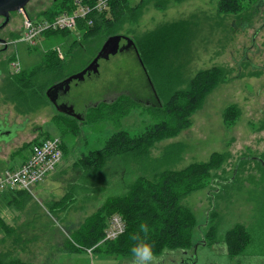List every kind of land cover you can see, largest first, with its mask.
I'll return each mask as SVG.
<instances>
[{
	"label": "rangeland",
	"instance_id": "obj_1",
	"mask_svg": "<svg viewBox=\"0 0 264 264\" xmlns=\"http://www.w3.org/2000/svg\"><path fill=\"white\" fill-rule=\"evenodd\" d=\"M54 1L32 0L27 6V13L31 19H42L41 12L49 9ZM128 1L134 8L141 0ZM257 1L253 0L248 8L247 3L242 13L225 15L219 12L221 0H158L159 6H156V1L147 4L137 23L128 22L121 30L123 35L134 40L154 32L160 34L168 26L182 24L179 27L182 35H171L172 42L170 45L167 43L161 51L164 65L149 69L156 90H159V83L161 89L165 86L167 93L184 89L198 72L214 67L224 68L228 73L225 83L207 96L203 107L190 117L189 126L180 134L158 144L150 159L141 156L115 159L107 174L115 187L122 183L125 169L129 172L127 177L130 180L140 176L151 178L155 170L181 171L192 164L209 162L214 154H225L222 168L212 173L214 184L191 194L184 201L194 213L199 226L195 241L214 240L215 244L210 246L214 253L211 264H264V220L258 218L264 208V28L261 29L264 3L256 12L253 4ZM27 13H13L9 26L0 33L13 42L10 50L0 57L2 72L5 68L10 70V62L13 61L19 64L22 71L30 72L41 65L46 50L54 52L60 48L62 63L65 66L69 64L67 73L75 75L83 69L84 61H89V64L93 60L106 41L100 47H88L83 61L69 63L79 49L78 41L84 43L79 31L73 29L46 35L32 47L21 40ZM0 48H3L1 44ZM245 56L251 63L245 61ZM162 69L171 73L172 78L168 83L165 77L168 72H162ZM145 73L134 51L114 56L108 62L102 61L99 74L86 75L82 82L75 81L71 91L64 96L83 120L66 123L68 120L63 117L62 124H57L58 120L61 123V119L56 117L50 105L35 113L20 115L13 104L5 102L1 91L4 75L1 73L0 130L7 134H0V141L7 143H0V172L5 167L20 165L30 153L27 149L21 151V148L32 139L34 141L35 137L39 141L47 137L60 138L66 148L60 170L58 167V171L49 175L42 187L34 189L29 195L35 201H41V207L45 210L44 202L60 201L67 194L69 199L66 202L77 209L68 215L66 222L76 227L82 225L115 192L101 190L96 195L95 191L100 190L89 187L86 193L77 195L76 202H71L73 192L84 188L71 187L69 180L79 179L75 184L86 180L88 172L87 176L83 174L78 177L83 172L78 162L90 152L104 148L115 134L128 132L131 136H139L155 123L150 109L157 104ZM122 95L133 100L135 105L113 111L109 104ZM161 98L164 101L165 95ZM231 107H235L239 114L235 124L227 127L224 114ZM39 127L43 128V133L38 136ZM170 145L172 148L168 150ZM170 152L173 158H166L169 156L166 153ZM6 193L9 192L3 194ZM121 194L118 192L115 195ZM6 199L9 200L8 195ZM7 201L1 200L0 193V215H8ZM214 225L216 235L213 237L210 236V228ZM238 225L250 229L253 238L261 239V242L254 245L255 249L251 247L244 256L229 261L225 236ZM64 233L65 238H72L73 232L70 230ZM47 249L43 253L45 256L28 255L23 261L55 264L62 259L55 242L49 243ZM200 251L204 254L206 249ZM80 260H84V264H129L121 260H102L85 253L71 255L59 264H77Z\"/></svg>",
	"mask_w": 264,
	"mask_h": 264
},
{
	"label": "trees",
	"instance_id": "obj_2",
	"mask_svg": "<svg viewBox=\"0 0 264 264\" xmlns=\"http://www.w3.org/2000/svg\"><path fill=\"white\" fill-rule=\"evenodd\" d=\"M81 1L84 4L93 2V0ZM154 1H156V6H159L158 0H141L136 7L131 8L128 0H112L107 12L94 17V25L88 26L85 22H80L78 31L84 43L78 41L79 49L69 59V63L79 62V60L83 61L88 47H100L104 40L112 36L123 35L121 32L122 26L128 22L136 24L142 16L144 7ZM252 1L221 0L218 6L219 12L225 15L239 14L245 10L246 4L248 3V8ZM76 8V0H55L53 5L41 12V14L43 18L51 19L61 13H71ZM27 15L31 18L29 13ZM181 25L179 23L166 27L163 30L164 35L163 32H160V34L154 32V34L143 38H136L134 39L135 41L132 39L145 67L147 83L149 85V77L152 84H154L156 92L154 98L157 105L152 106L153 108L150 110H152V118L155 123L146 128L145 132L139 136H131L128 132L115 134L108 140L104 148L90 152L89 155H85L78 162V166L82 165L83 167V172L78 177L83 174L87 176L86 173L88 172V178L78 184H75V182L79 179L69 180L71 181V187L84 188L82 190L76 189V192H73L69 200L71 202H76L77 195L86 193L89 187L100 190L95 191L96 195L101 193V190L115 192L114 195L109 197L103 206L92 216L88 217L77 229H74L75 226L70 225L65 222V219L61 218V215H66L77 209L73 207V204L68 205L66 201L69 196L67 194L60 201H54L48 205L49 214L54 217L56 224L58 223L62 228L64 227L63 230L65 232H68V230L71 233L73 232L71 239L65 238L64 235V247L67 254L80 255L82 253L87 254V251H90L93 255L105 259L121 260L134 264V260L129 253V248L134 243L130 236L139 233L153 248L151 264H172L170 263L171 261L169 262L170 258L179 259L178 257H180L182 252L192 250L196 244L195 232H197L199 226H197V219L194 213L184 204V201L191 194L214 184L212 173L222 168L226 160L225 154H214L209 162L192 164L181 171L155 170L151 178L140 176L130 180L127 177L129 172L125 169L121 179L122 183L115 187L112 186L110 178H107V174L112 169V162L115 159L129 156L135 158L141 156L150 159L152 151L158 144L177 136L184 128L189 126L190 117L203 107L207 96L226 81L227 71L221 67H214L198 72L194 78L189 80L184 89L170 90L167 93L165 86H162L161 89V83H159V90H156L157 87L149 69L164 65L161 51L167 43L170 45L172 42L171 35L175 36L177 33L182 35L179 28ZM56 33L58 32H49L44 37ZM123 36L127 37L128 35ZM13 62L10 63L12 64ZM88 62L84 61L83 69L87 67ZM67 64L68 62L66 61ZM67 66L69 67V64ZM67 66L62 63V59L57 52L46 50L41 65L30 72L21 71L16 74L12 70H6L5 68V71L3 70L2 72L4 77L3 86L1 87L5 102L13 104L20 115L32 114L39 109L47 107L50 103L46 98L45 92L53 82L63 80L70 75L67 73ZM161 71L168 72V75L165 76L168 83L172 78L170 71L167 69H162ZM150 89L154 92L151 87ZM163 95H165L164 101L161 98ZM132 101L122 95L109 106L113 111L128 109L135 105ZM238 114L239 111L235 107L227 109L224 114L225 125L227 127L233 126ZM60 116L58 119H61V123H58L60 121L58 120L57 124L63 123L64 115ZM64 118L68 120L66 123L79 122L66 116ZM46 140H50V138L47 137L41 141L35 139L31 143L25 144L21 151L27 149L31 152L34 145ZM171 148L172 145L168 146L167 149L170 150ZM65 149L62 142L63 154ZM166 155H169L166 158H173L171 152L166 153ZM108 167L109 170H106ZM118 192H122V194L115 195ZM114 215H118L124 220L126 231L115 241L103 242L109 219ZM260 217L264 220V208L263 213L258 218ZM33 222L34 220L28 221L24 226L12 230L6 226L7 224L4 221L3 223L0 221V228L2 225V231L4 232L0 236V264H32L23 261L22 256L19 257L18 252L13 251L12 246L14 244L11 246L9 241L12 240L9 238H15L14 241L17 242V247L24 249L29 245L28 241L25 240L26 228ZM141 223L148 226L149 231L146 236L139 231ZM259 228L261 231V227ZM210 230V236L214 237L216 235V226H212ZM251 232L244 225H238L226 234L225 245L231 259L244 256L251 247L257 246L261 242V239L255 240ZM213 241V239H209L208 245L215 244ZM256 246H254V249Z\"/></svg>",
	"mask_w": 264,
	"mask_h": 264
},
{
	"label": "built area",
	"instance_id": "obj_3",
	"mask_svg": "<svg viewBox=\"0 0 264 264\" xmlns=\"http://www.w3.org/2000/svg\"><path fill=\"white\" fill-rule=\"evenodd\" d=\"M111 1L93 0L91 4H84L81 0H76L77 8L71 13H61L51 19L26 17L24 19V34L21 36V40L33 47L38 40L44 38L46 33L78 30L80 22L92 26L94 25V17L107 12ZM56 52L63 59L61 49L56 48ZM10 67L16 74L22 71L16 62H13ZM63 156L62 141L59 138L42 141L40 144L34 145L29 158L20 167L0 172V193L3 194L6 191L32 192L50 174L57 170L62 164ZM125 231L124 220L120 216L114 215L109 219L103 242L115 241Z\"/></svg>",
	"mask_w": 264,
	"mask_h": 264
},
{
	"label": "crops",
	"instance_id": "obj_4",
	"mask_svg": "<svg viewBox=\"0 0 264 264\" xmlns=\"http://www.w3.org/2000/svg\"><path fill=\"white\" fill-rule=\"evenodd\" d=\"M30 153L24 159H22V162L20 165H14L13 167H10V168L5 167V168H3V170H1V172L5 171V170L16 169V168L20 167L29 158ZM11 157H12V155H11ZM60 168L61 167H59L58 170H60ZM57 171H55L54 173H56ZM43 183H45V182H43ZM42 184H40L39 186L42 187L41 186ZM39 186H37L36 188H38ZM6 195L9 196L8 201L6 199ZM6 195L1 194V200L7 201L6 204H7V208H8V215L7 216L0 215V221H2V223L4 221L7 224L6 226L8 228L15 230L18 227L24 226L28 221L31 222L32 220H34V222L26 228L25 240H27L28 244H29L27 247H25L24 249H20L19 247H17V242L14 241L15 238H11V237L9 238L12 240V241H9L11 246H12V244H14L12 246L13 251L18 252L19 257L22 256L21 258H24L25 256L33 255V254H34V257L45 256V254H43V253L47 252V250H48L47 246H49V243H53V242H55L58 245V247L60 249V251H58L59 252L58 254L62 257V259L60 261H57L55 264H59V263L63 262V260H66L67 258H69L71 255H74V254L70 255V254H67L65 252L66 251V249L64 247V243H65L64 235H65V233H64L62 226L59 225L58 223L56 224V221H54L55 220L54 217H52L49 214L48 205L50 203L44 202L43 206H44L45 210H43L41 207L42 206L41 201H35L33 199V197H31L28 193L11 192V193H6ZM63 197H61L60 199H62ZM54 201H56V200H53L52 202H54ZM57 201H59V200H57ZM70 213H68L66 215H61V218L66 220ZM6 220H8V222ZM67 223H69V222H67ZM2 227L3 226L1 225L0 233H4L2 231ZM77 228H78V226L74 227V229H77ZM23 254H25V255H23ZM87 254L93 256L92 252L90 253L89 251H87ZM76 255H79V254H76ZM225 255L227 256L226 251H225ZM94 256H96V255H94ZM96 257H99L102 260L105 259V258H102L100 256H96ZM227 259L229 261L232 260L229 256L227 257ZM110 260H115V259H110ZM115 261L117 262V260H115ZM77 264H84V260L78 261Z\"/></svg>",
	"mask_w": 264,
	"mask_h": 264
},
{
	"label": "water",
	"instance_id": "obj_5",
	"mask_svg": "<svg viewBox=\"0 0 264 264\" xmlns=\"http://www.w3.org/2000/svg\"><path fill=\"white\" fill-rule=\"evenodd\" d=\"M32 0H0V19L3 20L2 24H0V31L5 29L11 22V15L13 13H20L23 12L26 14V8L28 4ZM127 41V46L126 48L132 47L135 51V54L138 58L139 63L141 64L142 67H144L143 62L140 58L139 52L137 51V48L135 46V43L132 39L126 36L122 35H116L108 38L106 42L103 44L100 52L96 56V58L92 61V63L86 67L83 71L79 72L78 74H75L71 76L70 78L66 79L65 81L61 82L60 84L50 88L46 96L49 100V102L57 109V111L61 114H64L65 116L71 117L75 120L82 121L83 118L76 114L74 109L72 107H67V106H58L57 101L55 99V96L60 88H65L66 87V92L69 91L70 88V83L73 81H79L82 82L85 80L86 75H91V74H97L98 73V62L102 60H108L110 57H114L118 55L119 52H122V49H120V43L122 40ZM0 44H6V42L2 39H0ZM145 68V67H144ZM146 71V70H145ZM148 82L150 87L153 89L154 94L156 95L154 86L152 82L150 81L148 77ZM157 98V97H156ZM264 166V165H263Z\"/></svg>",
	"mask_w": 264,
	"mask_h": 264
},
{
	"label": "flooded vegetation",
	"instance_id": "obj_6",
	"mask_svg": "<svg viewBox=\"0 0 264 264\" xmlns=\"http://www.w3.org/2000/svg\"><path fill=\"white\" fill-rule=\"evenodd\" d=\"M263 3H264V0H258L257 2H255V4H253V7H255V9H256V12L258 11V9L257 8H260L262 5H263ZM26 11H27V8H26ZM33 19H37V18H33ZM2 22H3V20L2 19H0V24H2ZM9 26V25H8ZM7 26V27H8ZM6 27V28H7ZM5 28V29H6ZM264 28V22H263V26H262V28L261 29H263ZM5 29H3V30H5ZM2 30V31H3ZM2 31H0V33L2 32ZM123 36V35H122ZM0 39H2V40H4L5 42H6V44L4 45H2L1 44V46H3V48H0V57H2L1 55L3 54V53H7L9 50H10V47L12 46V44H13V42L12 41H9V39H6L3 35H0ZM126 46H127V41L126 40H122L121 41V43H120V49H122V52H119L118 53V55L119 54H125V53H130L131 51H134V49L132 48V47H130V48H126ZM102 48V47H101ZM101 50V49H100ZM100 50L97 52V54H96V56L98 55V53L100 52ZM55 52H56V50H55ZM135 52V51H134ZM96 56L93 58V60L96 58ZM117 56V55H116ZM246 58H245V61L246 62H248V63H251L249 60H248V58H247V56H245ZM112 57H110V59H111ZM110 59H108V60H100L99 62H98V66H99V68H100V63L102 62V61H105V62H108ZM92 60V61H93ZM92 61L87 65V67L92 63ZM86 68V67H85ZM99 68H98V70H99ZM6 70H8V68H6ZM11 70V69H10ZM84 70V69H83ZM83 70H81V71H83ZM2 73V71L0 70V74ZM97 74H99V71H98V73ZM74 74H70L69 76H67L66 78H64L63 80H59V81H55V82H53L50 86H49V88H47V90H46V92H45V94L47 93V91L50 89V88H52V87H54V86H56V85H58V84H60L61 82H63V81H65L66 79H68V78H70L71 76H73ZM73 83H75V81H73V82H71L70 83V88H69V91H65L66 90V87L65 88H60L59 90H58V92H57V94H56V96H55V99H56V101H57V105L58 106H67V107H72L73 109H74V106H73V104L71 103H69L68 101H66L65 99H64V96L65 95H67L70 91H71V88H72V85H73ZM46 98H47V96H46ZM47 100H48V98H47ZM48 102H49V100H48ZM50 103V102H49ZM147 104H150V103H147ZM50 106L54 109V111L56 112V117L58 116L59 117V115H61L60 117H62L64 114H61V113H59L58 111H57V109L50 103ZM146 107H149V105H146ZM151 107V106H150ZM46 108V107H45ZM76 113V112H75ZM77 114V113H76ZM65 116V115H64ZM63 116V117H64ZM66 117H68V116H66ZM69 118H71V117H69ZM0 128H1V126H0ZM40 133H43V128L41 127H39V131H38V136H39V134ZM0 134L1 135H6L7 133H3L1 130H0ZM37 137H35V139H36ZM33 141V139L30 141V142H28V143H31ZM0 143H7V141H0ZM27 143V144H28ZM199 230V229H198ZM201 230V229H200ZM208 242H209V240L207 241V240H205V242H204V240L203 239H200V241L199 242H196V244L194 245V248L192 249V250H189V251H184V252H182L181 253V255H180V257H178L179 259H171L170 258V260H169V262L170 263H172V264H211V261H212V259H213V255H214V253L212 252L213 250L210 248V246L208 245ZM203 248V250H205L206 249V252L204 253V254H201L200 252V250ZM211 251V252H210ZM208 252H210V253H208Z\"/></svg>",
	"mask_w": 264,
	"mask_h": 264
},
{
	"label": "clouds",
	"instance_id": "obj_7",
	"mask_svg": "<svg viewBox=\"0 0 264 264\" xmlns=\"http://www.w3.org/2000/svg\"><path fill=\"white\" fill-rule=\"evenodd\" d=\"M139 231L144 233L145 236L149 231L146 224L141 223L139 225ZM130 239L134 242L130 248V256L134 260V264H151L153 259V248L145 238H142L139 233L130 236Z\"/></svg>",
	"mask_w": 264,
	"mask_h": 264
}]
</instances>
